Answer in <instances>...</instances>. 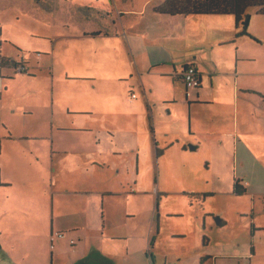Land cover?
<instances>
[{"label": "crops", "instance_id": "crops-1", "mask_svg": "<svg viewBox=\"0 0 264 264\" xmlns=\"http://www.w3.org/2000/svg\"><path fill=\"white\" fill-rule=\"evenodd\" d=\"M69 1L73 21L51 32L53 61L41 64L39 76L3 57L10 65L0 70V115L50 118L3 123L0 264H129L135 242L152 250V264H166L160 239L186 243L191 235L201 248L183 254L200 264L237 258L233 245L214 250L207 238L229 226L224 214L193 205L202 193L212 195L199 187L203 180L217 182L223 197L234 195L236 182L246 194L264 188V60L256 54L264 48V15L250 9L254 38L237 37L233 15L154 12L165 0ZM12 62L23 63L29 83L43 85L34 102L13 94V86L35 88L14 79L23 73ZM186 64L200 74L190 92ZM29 149L50 174L44 190L28 174ZM173 190L187 195L190 212L161 205ZM163 218L180 225L165 235ZM247 255L242 264H264L263 246Z\"/></svg>", "mask_w": 264, "mask_h": 264}, {"label": "rangeland", "instance_id": "rangeland-1", "mask_svg": "<svg viewBox=\"0 0 264 264\" xmlns=\"http://www.w3.org/2000/svg\"><path fill=\"white\" fill-rule=\"evenodd\" d=\"M160 1L161 0H159V2ZM37 3L36 0H0V56H7L8 59L11 58L14 61L18 60L17 62L24 61L28 71L39 76L41 64L48 63L50 65L53 61V55L51 54V32L66 31L62 29L61 23L67 20L73 21L72 12L70 11H73L72 9L75 7L71 5L69 0H41V4L38 5ZM94 4L96 5V3ZM85 7L94 9L95 6ZM85 7L82 9L84 12H86ZM93 13L95 12L93 11L91 16L95 18L96 15ZM69 52L72 53V51ZM256 54L259 58L264 60V48L259 47ZM58 55L59 52L55 56ZM72 56L73 55H71L70 58H72ZM66 57L67 53H64L63 58ZM54 61H58V58L55 57ZM27 75V73L16 75L14 79H22L29 86L35 88V91H29L19 86H17V91H15L16 89L14 86L11 89L14 91V95L16 93L17 95H24L25 101L22 103L24 105L34 102L36 96H39L43 87L42 84L40 87H37L35 81L29 83L28 80L25 79ZM46 76L47 74H44L41 78L45 79ZM1 88L2 86L0 85V93L2 92ZM56 104L57 106L59 105L57 102ZM46 110L48 111V109ZM23 113L24 112H18L15 116L5 112L3 115H0V134H4L3 123L9 126H19L22 125L21 122L31 124L33 120L36 121V119L40 117V113L44 114L43 117L46 120L50 118V112H35L34 115L26 117ZM77 118L78 123L82 122V118L85 119V117ZM36 157L34 150L29 149L27 155V163L29 165L28 174L31 176L35 188L37 190H44L43 183L45 182L46 185L48 181L47 179L45 180V177L50 176V174L45 167L40 165L41 162H38ZM33 169V172L30 171ZM36 172L42 176L34 174ZM153 178H156L155 174L153 177H149L150 180ZM178 180L179 179H175L173 182L178 184ZM198 183L200 188L203 187L205 192L212 193V195L202 193L200 198L194 199L196 202H194L193 210L200 212L201 208L205 207V209H210L214 212H221L224 214V218L230 223L226 229H216L212 235H207V238L213 242V249H217L220 244L233 245V249L230 250V253L240 255L235 259H218L217 264H237L238 261L240 264L248 263L247 260L244 261L243 259H251V257L247 255L250 253L251 256V249L255 246L264 247V228H259L264 227V188L255 186L252 192L243 196L237 197L235 195L226 194V196L223 197V194L217 193L212 186L217 185V182H208L205 184L203 180ZM220 183L222 184L218 183L220 188L225 185V182ZM220 188L217 187V190L220 191ZM48 189V198L51 200V191L54 190V187L51 186L50 182L48 183ZM184 191L188 192L187 190ZM58 199L60 198H57V200ZM160 201H162L161 205L171 206V210L179 207L183 211L182 214H187L188 211L190 212V202L187 195L182 191L173 190L168 196L161 197ZM163 221L169 226L164 232L165 235H170L173 230L180 225V220L176 218H163ZM53 231L54 236L59 232L58 230ZM189 240V242L184 243L179 242L181 240L164 238V244L162 245V240L160 239L158 247L160 250H163L168 257L166 264H200L198 257L190 253L183 254V251L187 248H191L190 250L201 248L198 247L200 243L198 237L191 235ZM137 244L138 242L134 243V255L133 257L129 256V264H152L150 258V256L154 258L152 250L148 246L145 248V245ZM156 258L158 261L162 262L164 257Z\"/></svg>", "mask_w": 264, "mask_h": 264}, {"label": "trees", "instance_id": "trees-1", "mask_svg": "<svg viewBox=\"0 0 264 264\" xmlns=\"http://www.w3.org/2000/svg\"><path fill=\"white\" fill-rule=\"evenodd\" d=\"M254 8L258 9V14L264 15V0H165L161 6L155 8L154 12L170 16L233 15L236 19L237 28L240 29L236 36L254 38L249 33L251 16L248 13L250 9ZM8 65L10 64H8L7 59L0 56V70H3V68ZM11 65L13 69L16 70L19 64L12 62ZM188 66L194 65L186 64L183 69ZM24 73H27V71ZM244 194H246L245 188L239 187V183L236 182L234 186V195L243 196ZM251 250H253V248Z\"/></svg>", "mask_w": 264, "mask_h": 264}, {"label": "built area", "instance_id": "built-area-1", "mask_svg": "<svg viewBox=\"0 0 264 264\" xmlns=\"http://www.w3.org/2000/svg\"><path fill=\"white\" fill-rule=\"evenodd\" d=\"M25 69V66H23V63H21L18 65L15 71L19 74H22L26 71ZM182 79L188 92L192 90L194 91L200 87V74L194 66H188L183 69ZM134 97L135 96H133V98ZM59 237H62V235L60 234Z\"/></svg>", "mask_w": 264, "mask_h": 264}]
</instances>
